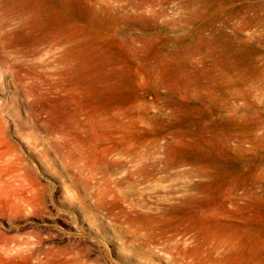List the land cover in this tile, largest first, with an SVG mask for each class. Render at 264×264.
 Segmentation results:
<instances>
[{"label":"rangeland","instance_id":"obj_1","mask_svg":"<svg viewBox=\"0 0 264 264\" xmlns=\"http://www.w3.org/2000/svg\"><path fill=\"white\" fill-rule=\"evenodd\" d=\"M23 177L0 243L264 264V0H0V201Z\"/></svg>","mask_w":264,"mask_h":264},{"label":"bare ground","instance_id":"obj_2","mask_svg":"<svg viewBox=\"0 0 264 264\" xmlns=\"http://www.w3.org/2000/svg\"><path fill=\"white\" fill-rule=\"evenodd\" d=\"M19 177V176H18ZM26 178L23 177L20 180V194L16 196L13 202L7 199L5 201H0V204L3 205L7 210H11V208H18L19 210H27L32 211L35 205L38 209H41L39 203H41V198L38 195V191L36 187L27 186L28 183L25 182ZM33 187V188H32ZM63 187L67 193L71 192V188L63 183ZM23 192L30 193L32 196L31 199H27V197L22 196ZM72 195V193H71ZM38 200V205L35 201ZM8 241H2L0 243V256L4 255L3 258H0V264H91L86 260L76 259L73 256L67 253H61L62 257L59 254L54 255L53 258L48 257L47 252H43V256L40 255L42 252L37 251L34 245L38 244L37 242H26V241H15L13 245L9 246ZM25 245L26 254H24L23 260L14 259L12 256L20 255L22 252V247ZM25 253V252H24ZM21 256V255H20ZM21 259V258H20ZM221 264V263H220Z\"/></svg>","mask_w":264,"mask_h":264}]
</instances>
